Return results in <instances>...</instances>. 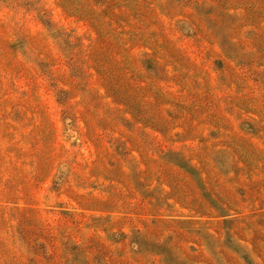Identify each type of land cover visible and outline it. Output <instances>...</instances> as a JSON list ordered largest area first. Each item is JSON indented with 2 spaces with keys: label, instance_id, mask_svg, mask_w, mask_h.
Returning a JSON list of instances; mask_svg holds the SVG:
<instances>
[{
  "label": "rangeland",
  "instance_id": "rangeland-1",
  "mask_svg": "<svg viewBox=\"0 0 264 264\" xmlns=\"http://www.w3.org/2000/svg\"><path fill=\"white\" fill-rule=\"evenodd\" d=\"M0 264H264V0H0Z\"/></svg>",
  "mask_w": 264,
  "mask_h": 264
},
{
  "label": "trees",
  "instance_id": "trees-1",
  "mask_svg": "<svg viewBox=\"0 0 264 264\" xmlns=\"http://www.w3.org/2000/svg\"><path fill=\"white\" fill-rule=\"evenodd\" d=\"M172 152H173V151H172ZM173 153H174V154H177V156H178V155H179L178 153H180V152L177 153V152L174 151ZM192 158H193V157H187L188 161H190V162H192ZM187 163H188V162H187ZM192 168H193V167H192ZM221 205H223V202L221 203ZM223 206H226V205H223ZM23 208H24V210L27 211V212L30 211V210H31V211H32V210H35L34 208H31V209H30L29 207H26V206L23 207Z\"/></svg>",
  "mask_w": 264,
  "mask_h": 264
}]
</instances>
